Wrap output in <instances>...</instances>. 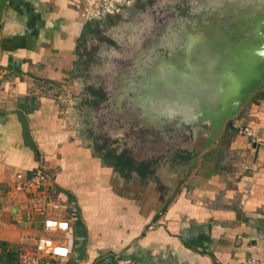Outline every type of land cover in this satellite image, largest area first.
Instances as JSON below:
<instances>
[{"label": "crops", "instance_id": "obj_1", "mask_svg": "<svg viewBox=\"0 0 264 264\" xmlns=\"http://www.w3.org/2000/svg\"><path fill=\"white\" fill-rule=\"evenodd\" d=\"M75 13L66 0H7L2 10L0 244L17 249L24 239L27 246L40 234L43 218L56 216L70 227L69 253L58 264H71L70 250L78 239L70 222L71 202L62 195L67 192L85 234L81 259L74 264H106L107 257L115 264L126 259L132 264L264 259V77L217 132L193 131L182 142L197 152L195 159L173 167L163 161L144 184L135 175L124 179L92 152L75 122L77 108L84 106L73 96L79 83L67 75L84 21ZM155 95L133 109L109 99L100 117L104 133L119 139L128 129L160 126L167 116L170 128L186 122V114H156L160 98ZM166 109L172 113L170 105ZM21 114L32 147L21 138ZM241 126L251 128L253 140L237 132ZM209 133L214 138L203 147ZM152 152V145L144 143L133 157ZM35 167L48 174L47 196L57 210L38 193L11 190L16 172L30 175Z\"/></svg>", "mask_w": 264, "mask_h": 264}, {"label": "water", "instance_id": "obj_2", "mask_svg": "<svg viewBox=\"0 0 264 264\" xmlns=\"http://www.w3.org/2000/svg\"><path fill=\"white\" fill-rule=\"evenodd\" d=\"M6 2L7 0H0V18ZM224 4L223 0L222 6L215 10L196 8L197 11L195 9L186 18L187 22H185L183 33L177 32L169 39L171 46H167L169 50L165 51L166 55H160L159 60L155 61L158 67H154L150 63L144 66L145 69L141 75L148 70L152 72L149 79L146 81L145 77L140 75L136 83L130 79L123 82L127 83V89L145 90L146 97H152L153 92H156L155 99L158 101L160 98L156 114H160L161 117L167 116V114L172 116L186 114L188 117L186 122L179 120L180 122L174 124L172 128L167 127L168 116L159 120L160 126L146 127L148 133L143 145L144 143L150 144L153 149L158 146L165 148V142L169 138L176 137L183 138L179 146L185 149L182 142L189 139L193 131L195 133L202 130L217 132L225 120L235 116L238 108L245 102L249 94L255 91L263 79L264 10L260 12L258 9H253L254 7L243 6L232 15ZM209 23H215L224 30L226 29L219 36H210L209 39L217 43V48L210 53L203 47L205 43L202 31ZM189 36L190 40L187 39ZM195 43H197L196 46H194ZM200 47L204 49L203 52ZM216 52H218L217 55ZM172 68L176 69L177 73H175L178 76L174 78L175 82L170 83L168 72H165ZM151 92L152 94H149ZM168 105L171 106L172 113L166 109ZM186 111H190L191 114ZM19 122L22 140L32 147L26 129V121L22 114ZM226 125L227 127L231 126L229 122ZM213 138L214 135L209 133L203 147L211 143ZM161 149L159 148V150ZM187 151L192 154L189 161L195 159L197 152ZM62 193L71 202L70 222L74 235L78 239V243L70 250L73 255L71 264H74L81 259V249H83L85 241L84 227L72 198L67 192ZM104 263L115 264V261L111 257H107Z\"/></svg>", "mask_w": 264, "mask_h": 264}, {"label": "rangeland", "instance_id": "obj_3", "mask_svg": "<svg viewBox=\"0 0 264 264\" xmlns=\"http://www.w3.org/2000/svg\"><path fill=\"white\" fill-rule=\"evenodd\" d=\"M222 1L66 0L68 6L72 7L76 12L75 18L79 21L98 19L106 13L117 12L121 15L118 22L104 31V34L113 44L106 42L99 44L94 54L96 62L89 68L88 73L84 77L74 78L67 74L72 80L77 81L80 86L77 94H73L77 100L76 103L81 104L85 96L84 85H90L94 88L99 87L108 91L106 95H109L110 98H108L109 96L105 98L101 108L106 109L111 99L113 101H115L114 99H119V104L126 107L131 106V109H133V106L137 108L141 102L144 104H147L148 101L151 102V100H147L146 96L144 97L145 100L142 98L144 96L143 90L127 89L124 87L123 82H126V79H130L136 83L137 78L143 73V69H145L144 66L148 63L154 65V67H158L155 61L159 60L160 55H166L165 51L169 50L167 46H171L169 42V39H171L170 33H183L185 22H187L186 18L196 8L202 7L206 10H215L222 6ZM224 3V6L231 11L230 14L232 15L243 6L254 7L253 9H258L260 12L264 10V0H224ZM202 31L205 43L203 47L205 51L210 53L217 48V43L214 40H210V36H219L226 29L224 30V28L215 23H209L205 25ZM187 39L190 40V36ZM196 45L197 43L194 46ZM204 49L200 47L201 52ZM217 54L218 52H216ZM175 72L177 73L176 69L173 68L165 72L168 74V81L170 83L175 82L174 78L178 76ZM151 73L146 70L141 76H144L147 81ZM122 94H124L123 97ZM83 107L82 109L77 108L79 112H76L77 118L76 120L74 119L75 122L77 121L80 124L86 140L90 141L93 137L100 140V136L105 134V130L101 127L100 116L96 114L94 109L86 108L83 110ZM106 118L109 117L106 116ZM87 130L90 131V136L87 134ZM143 130L147 131V129ZM129 131L131 130L125 131L119 139L112 138L107 134L105 136L109 140L115 139L118 144H123L122 141H125L124 143L127 144L128 138L125 139L124 136ZM135 141H139V139H133L130 144L134 145ZM158 147L163 149V147ZM158 147L157 150H159ZM136 148H141V146Z\"/></svg>", "mask_w": 264, "mask_h": 264}, {"label": "trees", "instance_id": "obj_4", "mask_svg": "<svg viewBox=\"0 0 264 264\" xmlns=\"http://www.w3.org/2000/svg\"><path fill=\"white\" fill-rule=\"evenodd\" d=\"M121 15L117 12L106 13L98 19L84 20L76 38L72 60V67L68 75L74 77H84L88 73L89 68L95 64L94 54L97 51L99 44L106 42L113 44L107 38L104 31L114 25L120 20ZM171 38L175 32L170 33ZM74 74V75H73ZM71 78V77H69ZM83 90L85 96L81 104L88 109H94L96 114L100 117L103 115L101 106L106 98V91L99 87H92L84 85ZM148 131L145 130H131L127 132L124 138H128V143L122 141L123 144L116 142L115 139L109 140L105 134L100 136V140L93 137L88 140V146L92 152L100 158L104 159L115 171V173L124 179H130L132 175L139 178L141 184L146 183L147 180L154 178L155 172L159 165L166 161L171 167L176 165H183L187 163L192 154L179 146L183 138L168 139L165 143V148L157 150L154 147L153 152L141 159L133 157V150L137 145L142 146L147 136ZM90 136V131L87 130ZM133 139L138 138L139 141L130 144ZM15 250L16 248L5 249L0 244V264H15Z\"/></svg>", "mask_w": 264, "mask_h": 264}, {"label": "built area", "instance_id": "obj_5", "mask_svg": "<svg viewBox=\"0 0 264 264\" xmlns=\"http://www.w3.org/2000/svg\"><path fill=\"white\" fill-rule=\"evenodd\" d=\"M251 128L241 126L237 132L250 140H253ZM46 171L42 167H35L30 175L16 172L13 175L11 190L15 192L25 191L27 193H38L45 197L46 203L51 210H57L58 204L49 201L47 196L50 190V180ZM69 222L56 216L45 217L41 221L40 234L27 242L21 240L19 247L15 250V264H58L66 260L69 253L68 231ZM116 264H132L131 260L117 261ZM240 264H264V259L246 258Z\"/></svg>", "mask_w": 264, "mask_h": 264}, {"label": "flooded vegetation", "instance_id": "obj_6", "mask_svg": "<svg viewBox=\"0 0 264 264\" xmlns=\"http://www.w3.org/2000/svg\"><path fill=\"white\" fill-rule=\"evenodd\" d=\"M149 61H150V58H149Z\"/></svg>", "mask_w": 264, "mask_h": 264}]
</instances>
